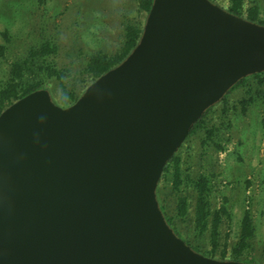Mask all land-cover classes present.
Returning <instances> with one entry per match:
<instances>
[{"label":"water","instance_id":"95a60500","mask_svg":"<svg viewBox=\"0 0 264 264\" xmlns=\"http://www.w3.org/2000/svg\"><path fill=\"white\" fill-rule=\"evenodd\" d=\"M264 72V25L212 0H153L132 52L72 104L0 113V264H255L201 254L157 195L192 127Z\"/></svg>","mask_w":264,"mask_h":264},{"label":"rangeland","instance_id":"374dc122","mask_svg":"<svg viewBox=\"0 0 264 264\" xmlns=\"http://www.w3.org/2000/svg\"><path fill=\"white\" fill-rule=\"evenodd\" d=\"M212 1L227 10L231 6L230 0ZM255 12L256 22L264 25V0H244L242 16L248 19ZM146 17L138 0H0V45L5 47L0 90L10 79L12 64L50 40L56 52L47 61L61 77H50L35 65L32 73H25L20 89L41 83L62 105L61 84L75 96L82 95L96 80L88 71L91 57L118 53L127 26L143 29ZM203 177L209 216L202 228L196 211ZM157 195L177 235L201 254L264 264V72L247 77L207 110L164 170ZM245 211L256 233L236 254Z\"/></svg>","mask_w":264,"mask_h":264},{"label":"trees","instance_id":"16d2710c","mask_svg":"<svg viewBox=\"0 0 264 264\" xmlns=\"http://www.w3.org/2000/svg\"><path fill=\"white\" fill-rule=\"evenodd\" d=\"M230 2H231V6L228 8V11H230L235 15L242 16L244 0H230ZM152 3L153 0H138L139 8L142 11H145L147 14L151 9ZM248 19L256 22L257 19L256 12L254 14L251 13ZM142 31L143 29L138 26L128 25L126 28V40L122 49L118 53L110 56L100 52L94 54L89 60L88 71L95 77V79H97L98 77L109 71L110 69L119 65L136 47L142 35ZM4 51H5L4 45H0V55L3 56ZM55 52H56V45L52 43L50 40H46V42L42 43L39 47L32 48L29 52L28 57L25 58L23 61H16L12 64L10 79L7 82V84L0 90V113L5 109L6 102L11 104L37 89L45 88V86H43L41 83H28L24 89H20L21 82L25 77V73H32L35 65L37 66L39 71L43 72L44 74L46 73L50 77H58V78L61 77L60 71L57 70L54 65H52L50 62L47 61V58L52 54H54ZM39 62H41L40 66L38 64ZM261 73H256L250 76H259ZM246 79L247 77L242 79L233 88L246 81ZM61 92H62L61 93L62 105L65 107L75 102L81 96V95L75 96L74 93L68 91L63 84H61ZM202 119L203 116L192 127L189 135L201 123ZM174 157H172L169 163L174 160ZM169 163L167 164V166L169 165ZM176 165H178V160H176ZM167 166L165 167V169L167 168ZM177 176H178V172H177ZM175 183L176 185H178L179 183L178 178L176 179ZM198 189H199V196L197 200L196 218L198 225L203 228L206 226V220L208 219L207 217L209 216V209L207 202V180L204 177L198 183ZM182 203L185 205V202ZM161 209L163 210L162 206ZM223 210L225 211V208H223ZM163 213L166 219L168 220L164 210ZM216 224L218 225L217 222ZM255 233H256V228L252 216L249 211H245L241 221V233H240L238 246L235 250L236 254H240L245 248L249 246V241L255 236ZM236 261H240V260H236ZM248 263H252V261H248Z\"/></svg>","mask_w":264,"mask_h":264}]
</instances>
